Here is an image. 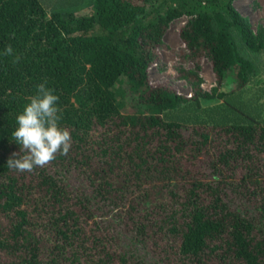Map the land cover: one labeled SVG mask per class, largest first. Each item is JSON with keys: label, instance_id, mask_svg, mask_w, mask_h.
I'll list each match as a JSON object with an SVG mask.
<instances>
[{"label": "trees", "instance_id": "1", "mask_svg": "<svg viewBox=\"0 0 264 264\" xmlns=\"http://www.w3.org/2000/svg\"><path fill=\"white\" fill-rule=\"evenodd\" d=\"M236 1L0 0V264H264L259 96L204 107L149 73L186 16L183 55L245 91L264 27ZM45 82L71 149L19 173L16 117Z\"/></svg>", "mask_w": 264, "mask_h": 264}, {"label": "rangeland", "instance_id": "2", "mask_svg": "<svg viewBox=\"0 0 264 264\" xmlns=\"http://www.w3.org/2000/svg\"><path fill=\"white\" fill-rule=\"evenodd\" d=\"M235 6L243 16L248 18L255 32L264 27V0H237ZM85 13L86 11L80 12V14ZM188 22L189 18L183 16L168 24V30L162 39V46L157 51L159 60L149 70L152 85L174 89L188 100L193 99L197 91L215 96L214 100H202L204 107L211 106V108L217 107L220 101L216 97H219L222 92H237L236 94L241 98L251 101H256L257 96H259L258 102L263 107V118L264 56L260 54L250 55L257 68V74L245 91L236 90L233 86V79L227 80L220 87L216 82L213 66L207 58L195 63L183 55L184 46L180 38V29ZM198 65L199 68H197ZM118 88H121L122 91L126 90V83H119ZM122 98L124 95L121 92L120 99ZM132 109L133 107L129 102L127 103V100L123 101L122 113H131Z\"/></svg>", "mask_w": 264, "mask_h": 264}, {"label": "clouds", "instance_id": "3", "mask_svg": "<svg viewBox=\"0 0 264 264\" xmlns=\"http://www.w3.org/2000/svg\"><path fill=\"white\" fill-rule=\"evenodd\" d=\"M5 55L11 56L13 48L7 45ZM45 83L36 88V94L28 97V103L16 117L18 127L12 138L18 143L20 152H14L7 166L19 173L33 172L51 164L60 155L71 149V132L60 125L59 97ZM22 153V154H21Z\"/></svg>", "mask_w": 264, "mask_h": 264}]
</instances>
